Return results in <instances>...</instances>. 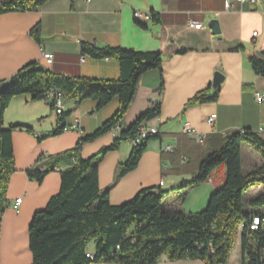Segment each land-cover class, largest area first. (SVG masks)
Masks as SVG:
<instances>
[{
    "label": "crops",
    "instance_id": "0c3cea01",
    "mask_svg": "<svg viewBox=\"0 0 264 264\" xmlns=\"http://www.w3.org/2000/svg\"><path fill=\"white\" fill-rule=\"evenodd\" d=\"M225 1L49 0L33 12L0 14V80H9L31 62L43 66L41 51L53 53L52 64L46 67L53 73L100 79L119 77L118 63L112 58L94 59L86 55L81 61L82 43L98 48L161 52L162 81L156 70L144 73L120 124L83 143L79 154L83 159L96 156L157 99L159 115L143 126L155 128L160 138L149 141L137 167L120 178H117L119 164L126 160L135 142L121 141L116 150L103 155L97 163L99 191L109 189V202L119 205L144 188H155L167 192L162 199L165 211L198 212L225 178L222 166L206 182L180 187L197 174L200 162L219 150L226 135L234 131L262 129L259 135L264 138V102L259 104L254 99L256 92L264 96V75L255 74L248 60L252 54L264 51V0L255 4L230 0L232 7L228 10ZM134 11L154 14L157 22L151 18L146 24L139 23L133 18ZM210 20L218 22V34H213L207 26ZM191 21L200 22L201 28H192ZM35 25H39V44L29 34ZM170 43H175L178 51H186H177L165 58L164 49ZM239 46L242 49L232 50ZM217 71L224 76L217 99L187 104L194 94L211 84ZM95 107L96 103L90 99L76 103L74 99L62 98V111L68 113L64 124L71 129L38 142V135L55 128L57 114L51 111L47 101L33 100L29 94L11 99L4 112L3 127H20L13 129L11 136L16 171L10 177L6 192L8 206L1 217L0 264H31L28 225L33 214L43 209L59 190L58 169L46 175L40 184L30 180L25 170L41 155L54 156L71 150L80 137L94 132L115 113L118 99L113 98L100 109ZM210 114H215L212 125L207 123ZM185 122L205 135L203 144L183 132ZM74 125L77 129L72 128ZM166 146L172 150L165 151ZM260 162V156L252 148L242 145L243 171L246 167L248 172ZM161 181L163 184L159 185ZM259 189L256 186L247 193L253 195ZM18 198L21 201L14 207ZM89 250H93L92 245ZM155 264L204 263L170 261L162 256ZM227 264H243L240 236Z\"/></svg>",
    "mask_w": 264,
    "mask_h": 264
},
{
    "label": "trees",
    "instance_id": "16d2710c",
    "mask_svg": "<svg viewBox=\"0 0 264 264\" xmlns=\"http://www.w3.org/2000/svg\"><path fill=\"white\" fill-rule=\"evenodd\" d=\"M47 1L3 0L0 2V14L33 12ZM151 16L157 22L156 16ZM29 34L36 43L41 42L39 25H35ZM80 49L82 55L94 59H114L119 66V77L100 79L61 75L48 69L42 71V65L31 62L17 70L9 80H0L10 83L0 95V225L8 206L6 192L9 179L16 171L12 131L20 127H3L4 112L11 99L29 94L33 100L47 101L51 111L55 110L57 94L74 99L76 103L90 99L96 103V109L107 105L113 98L118 99L115 113L94 132L80 137L71 150L54 156L41 155L33 166L25 170L27 177L38 184L57 169L60 176L58 192L48 199L43 209L33 214L28 225L31 264H155L162 256L170 261L200 260L204 264H227L237 230L243 264H264V227L251 231L246 225L254 216L264 219V138L250 129L234 131L226 135L219 150L200 162L197 174L180 187L204 183L222 166L225 178L222 186L211 193L205 207L198 212L165 211L162 199L167 192L155 188H144L130 200L112 205L109 189L99 191L97 163L107 152L116 150L121 141H134L143 123L159 115L160 103L145 109L96 156L81 158V145L120 124L144 73L156 70L162 81L163 57L159 51L143 52L109 46L98 48L87 43H82ZM238 49L242 47L232 50ZM185 51L181 49L178 53ZM248 60L255 74L264 75V51L252 54ZM50 89L54 93L49 97ZM218 93L219 88L212 91L209 84L206 89L194 94L187 104L214 102ZM67 116V112L58 114L55 128L38 135L36 140L40 142L60 135L66 126L64 120ZM159 138L158 132L148 133L135 143L126 160L119 164L117 178L133 171L148 142ZM243 143L261 158L260 164L248 172L242 170ZM256 186L260 189L253 195L247 193ZM91 245L92 251L89 250ZM87 253L90 257L86 256Z\"/></svg>",
    "mask_w": 264,
    "mask_h": 264
},
{
    "label": "built area",
    "instance_id": "2783aa9c",
    "mask_svg": "<svg viewBox=\"0 0 264 264\" xmlns=\"http://www.w3.org/2000/svg\"><path fill=\"white\" fill-rule=\"evenodd\" d=\"M236 2H243V1H246L248 3H251V4H255V3H258L259 0H234ZM232 7V2L230 0H226L225 1V8L228 10ZM133 18L135 21L139 22V23H143V24H146L147 22H149L152 18L151 16V13H148V12H140V11H134L133 12ZM190 26L192 28H195V29H199L201 28L202 24L200 22H193L191 21L190 22ZM257 35V32H254L253 33V36H256ZM41 57L44 59L45 61V64L44 66L45 67H49L51 66L52 64V61H53V53H50V52H44V51H41ZM85 59V55H81V61H84ZM54 93V90L53 89H50L49 90V97L52 96V94ZM254 99L257 103L259 104H262L264 102V96L259 93V92H256L254 94ZM159 103V101L157 99H154L151 101V104L150 106H156L157 104ZM54 107H55V110L54 112L58 115L60 113H62V96L60 94H57L56 98H55V102H54ZM214 119H215V114H210L208 119H207V123L209 125H212L213 122H214ZM72 128L74 129H77V126H72ZM71 129L70 127H67L65 126L63 128V131H67ZM139 131H140V134L137 138L134 139V142L135 143H138L140 141V139L145 135V134H156L157 133V130L155 128H150V127H146V126H141L139 128ZM183 132L185 134H189V135H192V136H195V139L197 141L198 144H203L204 143V140H205V135L204 134H201V133H198L196 132L193 127L188 123V122H185L183 124ZM258 134H261L262 133V129H259L258 131H256ZM165 151H171V147L170 146H166L164 148ZM163 184V181H161L159 183V185H162ZM21 199L18 198L15 200V206L16 207L19 203H20ZM249 228V230L251 231H255L258 229V227L260 226H263L264 227V219L263 218H260L258 216H254L251 218V220L249 222H247L246 224ZM243 224L240 225V227H242ZM87 257H90L89 253L86 254Z\"/></svg>",
    "mask_w": 264,
    "mask_h": 264
},
{
    "label": "water",
    "instance_id": "95a60500",
    "mask_svg": "<svg viewBox=\"0 0 264 264\" xmlns=\"http://www.w3.org/2000/svg\"><path fill=\"white\" fill-rule=\"evenodd\" d=\"M207 26L210 28V30L212 31L213 34H218L219 33V27H218V22L216 20H210L206 22ZM178 51V46L175 43H170L168 44L165 49H164V56L165 58L169 57L170 54L175 53ZM42 71H46L47 68L43 65L40 68ZM224 79L223 74H221L220 72H215L213 75V79L211 82V90L215 91L217 88H219V86L222 84ZM10 86L9 81H4V82H0V95L6 90L8 89ZM155 191H152V193H154Z\"/></svg>",
    "mask_w": 264,
    "mask_h": 264
},
{
    "label": "rangeland",
    "instance_id": "374dc122",
    "mask_svg": "<svg viewBox=\"0 0 264 264\" xmlns=\"http://www.w3.org/2000/svg\"><path fill=\"white\" fill-rule=\"evenodd\" d=\"M245 145H246V144L243 143V146H245ZM245 171H246V167H244V172H245ZM9 181H10V179H9ZM8 185H9V183H8ZM7 188H8V187H7ZM245 201H246V199L244 198V203H245ZM238 234H239V230H237V237L239 236ZM237 237H236V239H237ZM236 239H235V241H236ZM235 241H234V244H235ZM234 244H233V245H234Z\"/></svg>",
    "mask_w": 264,
    "mask_h": 264
}]
</instances>
